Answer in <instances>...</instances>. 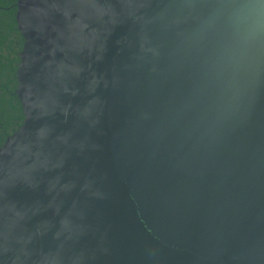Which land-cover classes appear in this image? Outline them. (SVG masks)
<instances>
[{"label":"water","instance_id":"obj_1","mask_svg":"<svg viewBox=\"0 0 264 264\" xmlns=\"http://www.w3.org/2000/svg\"><path fill=\"white\" fill-rule=\"evenodd\" d=\"M140 3L96 62L85 49L97 39L88 13L106 11L99 0L16 1L23 120L7 138L25 128L46 167L79 115L99 116V150L68 166L95 167L107 192L93 210L102 228L86 241L94 264H264V0ZM127 31L133 46L118 52ZM28 53L39 63L24 79L40 72L31 109L19 87ZM13 195L37 202L30 227L46 232L44 186Z\"/></svg>","mask_w":264,"mask_h":264},{"label":"clouds","instance_id":"obj_2","mask_svg":"<svg viewBox=\"0 0 264 264\" xmlns=\"http://www.w3.org/2000/svg\"><path fill=\"white\" fill-rule=\"evenodd\" d=\"M77 2L83 4L84 0ZM99 3L106 11L102 16L95 10L88 13L87 22L97 39L85 49L87 56L96 62L103 60L108 40L117 28L138 21L141 6L140 0H99ZM134 39L131 31L125 32L117 41L118 52L130 50ZM140 48L143 49V40ZM36 63L39 57L28 53L20 66L23 78L19 87L28 109L34 103L40 72L37 70L27 80L24 76ZM93 75L97 87L108 86L105 74ZM72 114L69 106L63 113L65 120ZM99 123V116L79 115L76 124L64 133L63 142L49 152L46 167L36 165L41 150L25 128L7 139L0 138V264H94L95 252L86 241L102 228L99 213L94 219L93 210L107 198V192L95 167L81 170L73 164L69 171L68 166L75 157L87 159L90 150H99L91 135ZM82 127L88 129L83 134ZM44 173L52 175L45 177ZM41 185L52 213L46 232L30 227L31 209L37 202H21L13 195L18 189L37 191ZM45 237L50 241L48 246H39Z\"/></svg>","mask_w":264,"mask_h":264},{"label":"trees","instance_id":"obj_3","mask_svg":"<svg viewBox=\"0 0 264 264\" xmlns=\"http://www.w3.org/2000/svg\"><path fill=\"white\" fill-rule=\"evenodd\" d=\"M17 0H0V138L6 139L23 120L21 103L15 93L18 53L23 37L15 19Z\"/></svg>","mask_w":264,"mask_h":264}]
</instances>
